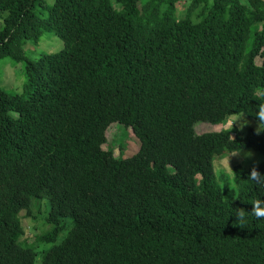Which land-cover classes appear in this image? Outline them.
Segmentation results:
<instances>
[{
    "label": "trees",
    "instance_id": "1",
    "mask_svg": "<svg viewBox=\"0 0 264 264\" xmlns=\"http://www.w3.org/2000/svg\"><path fill=\"white\" fill-rule=\"evenodd\" d=\"M0 22V264H264V218L235 215L264 201V162L214 169L264 157V0H0ZM239 115L263 131H195ZM114 123L137 154L103 149ZM45 199L39 243L72 229L37 263L19 214Z\"/></svg>",
    "mask_w": 264,
    "mask_h": 264
},
{
    "label": "rangeland",
    "instance_id": "2",
    "mask_svg": "<svg viewBox=\"0 0 264 264\" xmlns=\"http://www.w3.org/2000/svg\"><path fill=\"white\" fill-rule=\"evenodd\" d=\"M48 4L53 5L55 0H46ZM193 0H186L187 5L191 4ZM242 3L247 4V0H241ZM5 14L3 15V17ZM2 17V18H3ZM0 22V26H1ZM63 49V42L59 39L53 37H47L38 51L47 52V53H56ZM260 62V61H258ZM1 72L6 74L5 83L14 84L21 86V81H16L14 76V71L10 65L6 64L1 68ZM231 127L237 128L241 137L245 136L248 130L253 129L257 133H261L263 128L260 123L249 119L245 115H239L232 117L230 121L225 126L215 127L210 124H198L195 127V131L198 135L209 134L214 132H220L222 130H228ZM235 135H233V138ZM107 143L104 146L105 150L113 151L114 156L123 158H130L133 155L137 154L140 149V144L136 140L131 129H125L118 123H114L110 126L106 133ZM264 162V157L261 156L254 150H242L237 153L225 155L222 159H215L214 169L216 176L220 178L223 173L231 175L233 170L236 167H242L245 170H250L254 167L261 165ZM37 202V203H36ZM34 206V212L37 210H42L41 214L37 216L36 219L26 218L23 220V227L26 229V235L24 238L29 241L30 244L37 245L34 249L37 254V263L41 262L43 254L49 251L53 246L61 244L64 239L68 236L69 232L72 229V221L70 219L60 220L63 227L62 232L59 236L56 237L55 241L45 243H39V238L42 236L40 229H37L38 223L41 225L45 222L49 214V201L47 199L43 200L39 206L38 201H36ZM52 228L53 225H51ZM46 232L51 231L50 225H47L45 228Z\"/></svg>",
    "mask_w": 264,
    "mask_h": 264
},
{
    "label": "clouds",
    "instance_id": "3",
    "mask_svg": "<svg viewBox=\"0 0 264 264\" xmlns=\"http://www.w3.org/2000/svg\"><path fill=\"white\" fill-rule=\"evenodd\" d=\"M258 118L260 120L264 121V106H262L260 108V111L258 113ZM103 149H104V147H103ZM258 174L259 173H257L255 170H253L250 173V177L249 178L252 181H256V178H257ZM251 205H252V209H251L250 212H246V211L235 212V215L238 218V222H245L246 221L247 217H246L245 213H248V214H250L251 216H253L255 218H264V201H262L261 199H255V200L252 201ZM34 209H35L34 207L31 209V211H33V213H34ZM28 212L29 211H27V210H23V211L20 212L19 217H20L21 221H23L24 219L28 218ZM50 227H51V231H52L53 228H52V226H50ZM59 245H61V244H59ZM59 245H55L53 247H56V246H59Z\"/></svg>",
    "mask_w": 264,
    "mask_h": 264
}]
</instances>
